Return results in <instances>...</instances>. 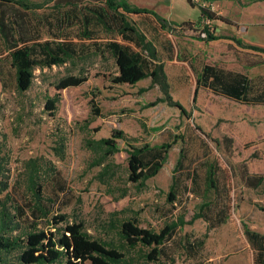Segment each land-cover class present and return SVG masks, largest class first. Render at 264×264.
<instances>
[{"label": "rangeland", "instance_id": "1", "mask_svg": "<svg viewBox=\"0 0 264 264\" xmlns=\"http://www.w3.org/2000/svg\"><path fill=\"white\" fill-rule=\"evenodd\" d=\"M129 2L153 10L167 21V29L161 30L153 17H129L160 48L161 59L178 62L168 65L171 95L187 114L159 103L164 95L159 86H151L150 78L136 86L114 84L117 67L109 53L36 68L32 87L26 92L17 90L13 69L0 56V147L11 160L12 182L23 194L27 162L50 161L58 169L48 190L57 201L55 212L67 215L71 223H83L89 234L115 243L117 235L111 219L116 212H120L116 218H136L141 227L156 231L180 216L190 220L208 197L209 170L216 167V180L223 188L218 199L220 208L227 204L224 192H230L227 221L214 228L212 223L220 218L215 216L211 223L200 219L178 229L166 247L167 255L155 264H254L244 226L264 234V183L257 189L248 188L242 170L247 164L252 173L264 174V106L244 105L203 88L197 91L193 75L202 67L208 47L198 38L201 31L189 23L198 22L201 7H210L235 26L211 22L207 24L209 32L214 33L216 26H226L215 36H235L264 48V0ZM258 57L264 59V54ZM69 76L88 80L80 87L57 91L55 85ZM180 76L185 77V84H181ZM251 76L264 77V65L253 68ZM58 93L61 101L53 115L46 104ZM94 109L100 110V116L92 118ZM87 121L89 129L84 130ZM116 130L124 131L135 146L171 144L163 168L144 188L128 181L124 141H119L122 151L113 159L119 167L109 185L98 180L101 168L89 167L93 155L85 148L84 139L110 137ZM225 137L233 140L232 152L226 150ZM62 138L66 141L64 159L53 151ZM174 178L184 186L182 190L189 192L170 203ZM210 194L216 199L214 193Z\"/></svg>", "mask_w": 264, "mask_h": 264}, {"label": "trees", "instance_id": "2", "mask_svg": "<svg viewBox=\"0 0 264 264\" xmlns=\"http://www.w3.org/2000/svg\"><path fill=\"white\" fill-rule=\"evenodd\" d=\"M96 1L0 0V56L13 69L17 90L26 92L32 87L36 68L62 66L75 58L109 53L117 67L114 84L136 86L150 78L151 86H159L164 95L159 103H167L187 114L171 95L170 80L156 44L129 17H153L161 30L167 29V21L155 11L135 6L129 0ZM200 11L198 22L189 23L201 31L198 38L208 47L203 53V65L196 72L197 91L203 88L244 105L264 106V77L251 76L253 68L264 65V59L258 57L264 54V48L247 44L235 36H215L219 26L211 33L205 20L232 27L235 24L210 7H201ZM212 42L216 44L213 46ZM87 80L83 76H69L61 79L55 88L61 91L80 87ZM60 101L59 93L48 99L47 111L54 115ZM97 116L100 110L94 109L92 118ZM85 123L84 130H88L90 121ZM119 141L127 146L124 151L128 181L144 188L163 168L171 144L135 146L122 130L114 131L110 137L85 138L84 146L93 155L89 167L101 168L97 177L105 186L116 177L115 168L119 166L113 159L122 151ZM216 143L221 145L220 141ZM223 143L226 150L232 152L233 140L225 137ZM53 151L58 158H65L64 138ZM180 163L179 160L178 165ZM10 164L9 156L0 147V264L160 263L178 229L200 219L211 223L213 217L218 216L219 222L212 223L215 228L229 217L230 192L229 195L227 189L224 192L227 204L220 208L218 199L223 188L216 180V167H211L206 183L208 197L190 220L180 216L156 231L141 227L136 218H116L120 213L116 212L111 219L112 230L117 235L114 243L89 234L83 223H71L67 215L55 212L57 201L48 190L50 179L58 175V169L50 161L27 162L23 194L12 182ZM242 180L248 188L257 189L264 183V174L252 173L245 164ZM182 187L174 178L168 195L170 203L177 202L185 191L189 192ZM210 193H214L216 199L209 197ZM126 195L127 192L122 197ZM244 232L254 252V264H264V234L247 225Z\"/></svg>", "mask_w": 264, "mask_h": 264}, {"label": "crops", "instance_id": "3", "mask_svg": "<svg viewBox=\"0 0 264 264\" xmlns=\"http://www.w3.org/2000/svg\"><path fill=\"white\" fill-rule=\"evenodd\" d=\"M213 9V8H212ZM227 28H226V26H223V27H219L218 29H217V32H220V31H222V32H224L225 30H226ZM203 42V41H202ZM158 48V51L160 52V48L159 47H157ZM161 62L165 65V71H166V73H167V75H168V77H169V80H170V73H169V71H168V65L170 64V65H172V64H175V63H178L175 59H162L161 60ZM184 78L185 77H183V76H180V79H181V84H185V80H184ZM193 78H194V80H195V84H196V86H197V75L195 76V75H193Z\"/></svg>", "mask_w": 264, "mask_h": 264}, {"label": "built area", "instance_id": "4", "mask_svg": "<svg viewBox=\"0 0 264 264\" xmlns=\"http://www.w3.org/2000/svg\"><path fill=\"white\" fill-rule=\"evenodd\" d=\"M205 23L209 25L211 23V21L210 20H205ZM202 36L206 37V33H203Z\"/></svg>", "mask_w": 264, "mask_h": 264}]
</instances>
